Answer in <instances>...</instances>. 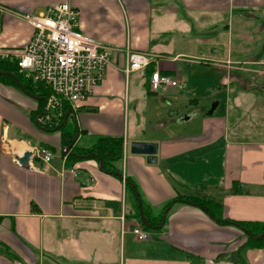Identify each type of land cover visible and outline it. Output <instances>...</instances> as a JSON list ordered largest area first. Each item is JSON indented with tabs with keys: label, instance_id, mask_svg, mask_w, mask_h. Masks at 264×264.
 <instances>
[{
	"label": "crops",
	"instance_id": "1",
	"mask_svg": "<svg viewBox=\"0 0 264 264\" xmlns=\"http://www.w3.org/2000/svg\"><path fill=\"white\" fill-rule=\"evenodd\" d=\"M62 2L78 10L81 31L110 46V62L92 94L66 111L39 113V99L0 80V264H234L244 228L174 200L206 196L220 203V218L264 222V130L245 132V91L232 84L242 109L235 117L230 98L222 113L218 101L212 113L174 112L186 101L191 63L264 73V0H0V51L29 42L34 29L25 14ZM130 52L148 64L126 71ZM157 69L178 84L152 90ZM54 113L65 128L43 127ZM63 132L74 133L70 149L123 137L118 171H105L96 157L63 153L64 139L71 140ZM133 142H156V161L132 152ZM32 146L48 148L53 159L33 156L22 166L16 156ZM130 186L147 214L164 216L160 225L139 219ZM136 225L148 238L138 239ZM244 256L246 264H264V245Z\"/></svg>",
	"mask_w": 264,
	"mask_h": 264
},
{
	"label": "built area",
	"instance_id": "2",
	"mask_svg": "<svg viewBox=\"0 0 264 264\" xmlns=\"http://www.w3.org/2000/svg\"><path fill=\"white\" fill-rule=\"evenodd\" d=\"M24 18L34 29L31 39L21 51H0V56L17 61L21 72L49 90L45 112L63 102L76 104L84 101L106 75L110 46L81 31L79 12L70 2L50 5L36 14H25ZM128 58L126 71L148 64L144 54L130 52ZM177 84L171 75L158 69L151 73L150 87L154 91ZM26 151L45 162L54 157V153L44 146H32ZM24 152L16 156L18 163L17 158ZM132 232L138 239L149 236L140 225L134 226Z\"/></svg>",
	"mask_w": 264,
	"mask_h": 264
},
{
	"label": "trees",
	"instance_id": "3",
	"mask_svg": "<svg viewBox=\"0 0 264 264\" xmlns=\"http://www.w3.org/2000/svg\"><path fill=\"white\" fill-rule=\"evenodd\" d=\"M0 80L4 83H8L11 85H18L19 82L23 89L29 93H32L34 95H37L39 97L40 107H39V113L44 111V105L46 102V99L49 95V90L45 88L42 84L34 83L30 78H28L23 72L20 71L17 61L11 59V58H3L0 56ZM69 107L68 102H63L61 105L57 107V109H61L62 111H66ZM57 109L55 112L57 113ZM57 115L55 116V113L52 114L50 118L46 121L45 125L43 127L53 130V129H63L65 128L64 124L63 126H56L54 123V120L56 119ZM64 117V113L61 114V119ZM61 121V120H60ZM61 123V122H60ZM63 135H68V133H64ZM72 135L69 136L71 138L70 141L65 140L63 141V153H69L70 157L74 159H78L81 156L84 157H96L99 161H102V168L105 171L116 173L118 170L115 166V163L118 162L123 155V137H107V136H101L99 137L91 146H88L86 148H73L67 151V147L70 146L74 141L72 140ZM130 181V180H128ZM131 191L133 192V195L137 196V188L136 186H130ZM237 188L235 187L234 190ZM237 191V190H236ZM140 195V194H139ZM141 197V196H140ZM185 201L188 203H196L200 207H202L204 210H206L208 213H212L215 217L218 218V221L223 224H235L239 227L244 228L247 239L246 241L235 251L231 254V259L233 260L234 264H246V259L244 256L245 250L249 247H261L264 245V235L260 238H256L261 233H264V222H255V221H235L231 219H223L220 218L216 214V209L220 207L219 202H214L211 198H208L206 196L202 197H178V199L174 201ZM141 204L139 205V200L136 198L137 202V209L139 212V209H141L142 214L144 218L146 219V222L141 217V213L139 212L138 215L140 216L139 219L143 221V223H146V226H157L162 223L164 220V216L161 215L158 218L157 217H151L149 214H147L144 202L142 198H140ZM171 204V203H170ZM170 204H168L166 207H169Z\"/></svg>",
	"mask_w": 264,
	"mask_h": 264
},
{
	"label": "rangeland",
	"instance_id": "4",
	"mask_svg": "<svg viewBox=\"0 0 264 264\" xmlns=\"http://www.w3.org/2000/svg\"><path fill=\"white\" fill-rule=\"evenodd\" d=\"M190 66L191 69L186 72V81L183 84V95L186 97V101L184 104H179V106H173L174 110L177 109L174 112L175 117H183L189 111H195L194 109L203 112L209 111L217 101L220 102V105L216 113H222L225 110L226 103L229 101L227 100L228 98L231 99V114L235 117L236 113L242 109L236 110L237 107H235L233 99L235 92L233 90L231 92L230 90L232 84L237 86V90L245 91L242 99L244 110L241 115L242 121H247V129L245 127V132H249L253 128L264 130V111H260L263 108H260V105L264 104V73L224 72L214 64H205L204 62L191 63ZM194 99L195 102H193ZM176 106L178 107L176 108ZM192 129H195L193 125L191 126Z\"/></svg>",
	"mask_w": 264,
	"mask_h": 264
},
{
	"label": "water",
	"instance_id": "5",
	"mask_svg": "<svg viewBox=\"0 0 264 264\" xmlns=\"http://www.w3.org/2000/svg\"><path fill=\"white\" fill-rule=\"evenodd\" d=\"M1 73L2 72H0V74ZM17 84H18V86L20 88L23 89L22 85L19 82ZM27 93L30 96H32L33 98L39 99V97L37 95H34L32 93H29V92H27ZM217 104H218V102H215L212 105L209 113H212L213 112V110L216 108ZM69 112H70V110L67 112V116H68ZM70 147L71 146H69L67 148L68 151L70 150ZM132 152H134V153H144V154H147L148 157H149V161H156V155L158 153V144L156 142H133L132 143ZM31 157H32V153L30 151H26V152H24L23 156L18 157L17 159H18L19 163L22 166H28L29 165V160H30ZM102 164H103V162L101 161V165ZM137 199L139 200V205H140L141 204V201H140V197L138 195H137ZM140 213H141V217L146 222V219L144 218L141 209H140ZM263 235H264V233H261L256 238H260Z\"/></svg>",
	"mask_w": 264,
	"mask_h": 264
},
{
	"label": "flooded vegetation",
	"instance_id": "6",
	"mask_svg": "<svg viewBox=\"0 0 264 264\" xmlns=\"http://www.w3.org/2000/svg\"><path fill=\"white\" fill-rule=\"evenodd\" d=\"M42 115V114H41ZM43 116H44V114H43ZM41 117V116H40Z\"/></svg>",
	"mask_w": 264,
	"mask_h": 264
}]
</instances>
